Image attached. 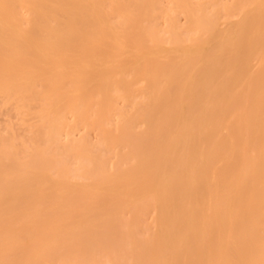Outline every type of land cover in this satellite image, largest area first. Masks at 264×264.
<instances>
[{
  "label": "bare ground",
  "instance_id": "obj_1",
  "mask_svg": "<svg viewBox=\"0 0 264 264\" xmlns=\"http://www.w3.org/2000/svg\"><path fill=\"white\" fill-rule=\"evenodd\" d=\"M0 264H264V0H0Z\"/></svg>",
  "mask_w": 264,
  "mask_h": 264
},
{
  "label": "rangeland",
  "instance_id": "obj_2",
  "mask_svg": "<svg viewBox=\"0 0 264 264\" xmlns=\"http://www.w3.org/2000/svg\"><path fill=\"white\" fill-rule=\"evenodd\" d=\"M149 221H152V218H150Z\"/></svg>",
  "mask_w": 264,
  "mask_h": 264
}]
</instances>
